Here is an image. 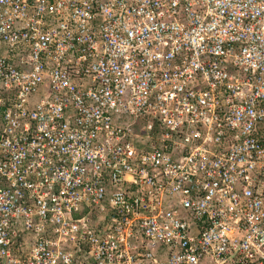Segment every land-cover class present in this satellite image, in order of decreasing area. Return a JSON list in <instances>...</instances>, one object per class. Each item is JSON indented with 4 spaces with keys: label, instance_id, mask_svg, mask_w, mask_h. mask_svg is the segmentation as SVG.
<instances>
[{
    "label": "built area",
    "instance_id": "2783aa9c",
    "mask_svg": "<svg viewBox=\"0 0 264 264\" xmlns=\"http://www.w3.org/2000/svg\"><path fill=\"white\" fill-rule=\"evenodd\" d=\"M0 264H264V0H0Z\"/></svg>",
    "mask_w": 264,
    "mask_h": 264
}]
</instances>
